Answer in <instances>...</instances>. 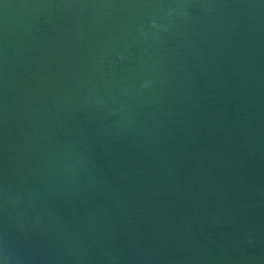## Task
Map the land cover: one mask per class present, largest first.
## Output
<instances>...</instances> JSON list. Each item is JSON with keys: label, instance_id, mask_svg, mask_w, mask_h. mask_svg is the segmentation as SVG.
<instances>
[{"label": "water", "instance_id": "95a60500", "mask_svg": "<svg viewBox=\"0 0 264 264\" xmlns=\"http://www.w3.org/2000/svg\"><path fill=\"white\" fill-rule=\"evenodd\" d=\"M0 264H264V0H0Z\"/></svg>", "mask_w": 264, "mask_h": 264}, {"label": "clouds", "instance_id": "9594fccd", "mask_svg": "<svg viewBox=\"0 0 264 264\" xmlns=\"http://www.w3.org/2000/svg\"><path fill=\"white\" fill-rule=\"evenodd\" d=\"M153 26H155V25H153Z\"/></svg>", "mask_w": 264, "mask_h": 264}]
</instances>
